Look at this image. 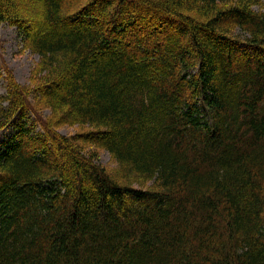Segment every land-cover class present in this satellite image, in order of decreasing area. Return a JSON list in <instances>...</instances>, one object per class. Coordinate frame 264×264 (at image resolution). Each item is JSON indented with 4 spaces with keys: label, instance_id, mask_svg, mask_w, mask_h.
Instances as JSON below:
<instances>
[{
    "label": "trees",
    "instance_id": "obj_1",
    "mask_svg": "<svg viewBox=\"0 0 264 264\" xmlns=\"http://www.w3.org/2000/svg\"><path fill=\"white\" fill-rule=\"evenodd\" d=\"M3 23L39 59L0 70V264H264L263 0H0Z\"/></svg>",
    "mask_w": 264,
    "mask_h": 264
},
{
    "label": "rangeland",
    "instance_id": "obj_2",
    "mask_svg": "<svg viewBox=\"0 0 264 264\" xmlns=\"http://www.w3.org/2000/svg\"><path fill=\"white\" fill-rule=\"evenodd\" d=\"M264 3V0H263ZM0 70L5 72L8 69L12 72L15 80L21 85H30L31 72L37 63L39 56L32 52L30 49L23 47L21 40V33L15 25L9 23H3L0 26ZM6 91V82L0 81V93L3 94ZM43 117H47L50 113L49 109L42 111ZM58 131L65 135L74 134L78 131L77 125L70 126L65 125L60 127ZM16 132L14 125H10L0 133V149L2 142L9 136ZM99 161L108 168H115L116 163L112 159L110 153L107 150H101Z\"/></svg>",
    "mask_w": 264,
    "mask_h": 264
}]
</instances>
